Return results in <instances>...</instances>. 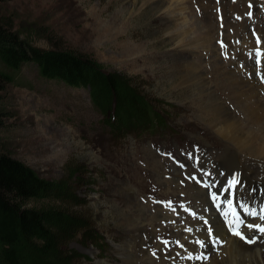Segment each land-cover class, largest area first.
Returning a JSON list of instances; mask_svg holds the SVG:
<instances>
[{
	"label": "rangeland",
	"instance_id": "1",
	"mask_svg": "<svg viewBox=\"0 0 264 264\" xmlns=\"http://www.w3.org/2000/svg\"><path fill=\"white\" fill-rule=\"evenodd\" d=\"M176 1L187 4L186 17L193 21L186 37L211 36L218 64L241 62L242 53L231 44L237 36L223 34L225 19L239 7L229 0L0 2V28L35 46L90 60L131 89L134 99L131 104L118 92H99L98 85L67 84L36 68L24 67L12 81L0 77V152L24 161L51 183L25 206L48 213L59 254L69 256L72 264H126L120 246L152 256L157 264L175 259L184 248L183 233H176L168 215L189 214V208L196 213L205 202L206 193L194 184L202 169L213 168L215 179L224 177L211 159L223 141L194 114L179 77L189 59L202 61L212 72V52L192 54L181 48L175 37L181 20L169 25L163 19L175 10ZM261 22L257 26L264 29ZM253 32H247L249 39ZM207 77L212 81L211 73ZM223 91L217 94L226 101ZM151 122L154 129L144 130ZM181 160L186 165L173 166ZM124 208L142 221L140 230L122 224Z\"/></svg>",
	"mask_w": 264,
	"mask_h": 264
},
{
	"label": "bare ground",
	"instance_id": "2",
	"mask_svg": "<svg viewBox=\"0 0 264 264\" xmlns=\"http://www.w3.org/2000/svg\"><path fill=\"white\" fill-rule=\"evenodd\" d=\"M248 2H251V0H237L232 2L237 6L239 5V7L234 9L235 11L229 15L227 20L225 19L223 34L227 35L230 31V34L233 33L238 39H241L240 41H242V44L250 43V46H254V42H248L251 39L247 37V32L250 31L248 20L251 19L244 15L245 12H249L247 7ZM175 4V10L171 12L170 16L167 18L164 17L163 19L168 22L167 24L169 25H174V21L179 19L181 20L180 30H178L179 32L175 35V37L179 38L181 42V48L183 50H187L188 48V51L186 52H191L192 54H197V51L199 50L212 52L210 60V64L212 63L211 67L213 68L212 72L205 69V65L202 61L192 59H189L186 64H182L183 66L180 67L179 72V77L183 80V86L189 94L188 98L190 99L191 106L195 107L196 111L194 114L201 120L206 121L211 132L223 141L220 150H218L216 155H213L211 159L216 165L221 167L224 175L221 181H231L238 182L239 184H245L247 185L246 190L241 191L249 197H255V193L249 192L250 187H264V95L262 94V90L264 91V85L259 82L256 76L253 75V78L250 79L247 75H243L240 68L238 69L241 71L236 70L235 67L239 63V60L235 62L228 61L229 66H225V64H222L221 61H219V64L214 62L212 57L216 56L217 53L213 49L214 45L211 36H205L203 38L200 37L198 39H194L192 37L188 38V36L186 37L188 31L193 25V21L191 19L188 20L186 17V11L189 8H187V4L183 2L176 1ZM245 8L248 11H246ZM239 9H241L242 12H240ZM234 14L235 16L233 17ZM253 17H257V13H254ZM210 23L211 22H208L207 24ZM251 24L254 23L251 22ZM212 27L213 25L211 23L209 29H212ZM254 32H257V30ZM261 33L264 39V29H261ZM225 39L227 40V37ZM240 58L241 54L237 59ZM250 62L246 60V66L253 74L254 69H252ZM232 65L234 68H231ZM209 73L212 74V81L207 77V74ZM216 73L218 76L215 75ZM216 78H218V81L214 83L213 80ZM221 89L224 90L223 94L227 95L226 101H223L217 94V92ZM242 98L244 100H242ZM232 105L235 109L232 108ZM232 109H234V111ZM237 113L240 115L238 116ZM173 187L175 190L178 188L177 186ZM196 198L198 199V197ZM204 203H207V197ZM204 203L198 204L196 207V211H198V213L202 216L206 215L203 214ZM139 206L137 210L141 212ZM156 209L159 210V213H163V210L158 205ZM191 211L195 213V210ZM121 212L123 217L121 220L122 224L129 231H137V229L142 227V221L138 218L131 217L126 212L125 208L122 209ZM153 216L150 215L149 217ZM168 216L176 227V233H183L181 236L183 238L184 248L181 250V255H178L175 259L171 256V254L170 261L166 264H264V240L262 242H256L253 245H247L237 238L227 235L221 223L215 218H212L215 233L226 240L225 246L221 247L217 252L211 249L212 255L206 262L200 263L195 259H190L188 257V252L191 251L194 254L198 248V244L195 240L196 236L195 234L193 235L191 231L196 232L197 225L201 224L197 220H193L189 214L177 215L173 211V215ZM158 218H160V216ZM196 234L200 236L199 232H196ZM185 238H187L188 241H186ZM140 250H142V248ZM143 251L145 252V248H143ZM119 254L122 261H125L126 264H157L155 263L156 260L154 261L152 256L136 255L132 250V247L125 248L120 246ZM158 264L163 263L160 262Z\"/></svg>",
	"mask_w": 264,
	"mask_h": 264
},
{
	"label": "trees",
	"instance_id": "3",
	"mask_svg": "<svg viewBox=\"0 0 264 264\" xmlns=\"http://www.w3.org/2000/svg\"><path fill=\"white\" fill-rule=\"evenodd\" d=\"M6 1L9 0H0ZM24 67L36 68L42 76L67 84L89 85L92 89L98 85L99 92H118L131 104L134 100L129 93L131 89L123 86L119 79L97 70L90 60L69 52L35 46L0 28V77L12 81V77L21 76ZM154 127L151 122L150 127L144 130ZM119 129L115 127L116 131ZM50 184L24 161L0 152V264H57L60 259L63 261L61 264H72L69 256L59 254L58 237L48 227V213L25 206L27 200L47 191Z\"/></svg>",
	"mask_w": 264,
	"mask_h": 264
},
{
	"label": "snow or ice",
	"instance_id": "4",
	"mask_svg": "<svg viewBox=\"0 0 264 264\" xmlns=\"http://www.w3.org/2000/svg\"><path fill=\"white\" fill-rule=\"evenodd\" d=\"M230 183H234V182H230ZM213 199L214 200L216 199V195L215 194H213ZM229 203H231V201H229ZM225 215L227 216L228 213H225ZM233 215H235V214H233ZM251 215L255 216L256 213L253 212V213H251ZM260 218L261 219H264V216H261ZM233 225H235V227H233ZM241 226L247 227L249 229H253L254 228V229L258 230L259 232L264 233V226H262V225H256V224H246V225H242L241 222H239L238 220H235V219L229 222V227L232 228L233 234L239 236L241 239H247V237H245L242 234V232L239 231V228ZM207 231H208V233L210 235L212 234V229L211 228L207 229ZM248 242H252V241L249 240Z\"/></svg>",
	"mask_w": 264,
	"mask_h": 264
}]
</instances>
